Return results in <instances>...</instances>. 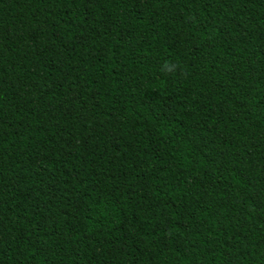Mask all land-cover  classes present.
Listing matches in <instances>:
<instances>
[{
    "label": "trees",
    "instance_id": "16d2710c",
    "mask_svg": "<svg viewBox=\"0 0 264 264\" xmlns=\"http://www.w3.org/2000/svg\"><path fill=\"white\" fill-rule=\"evenodd\" d=\"M0 264H264V0H0Z\"/></svg>",
    "mask_w": 264,
    "mask_h": 264
}]
</instances>
